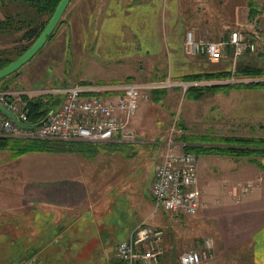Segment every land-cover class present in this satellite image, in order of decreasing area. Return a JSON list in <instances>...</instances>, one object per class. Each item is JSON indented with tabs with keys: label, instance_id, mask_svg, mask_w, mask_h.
<instances>
[{
	"label": "crops",
	"instance_id": "obj_1",
	"mask_svg": "<svg viewBox=\"0 0 264 264\" xmlns=\"http://www.w3.org/2000/svg\"><path fill=\"white\" fill-rule=\"evenodd\" d=\"M262 3L263 0H71L52 39L1 84L29 91L34 97L45 94L42 90L53 85L118 80L112 78L118 63L128 66L152 54L156 58L157 52L138 48L141 43L155 46L156 37L162 38L157 44L168 51L173 80L187 74L233 70L231 54L220 60L188 56L187 32L193 31L197 38L219 40L240 29L256 39ZM217 62L232 66L212 65ZM237 62L264 63V46L260 43L258 52L248 53ZM192 98L193 105L205 101L209 112L222 109L231 122H254L264 128V86L217 90ZM136 116L134 122H138ZM204 157L205 163L202 158L198 160L203 189L199 211L188 214L163 210L152 220L163 229L160 264H179L180 255L192 248L202 252L204 264H264V155L255 156L254 161L248 156L216 153H206ZM154 176L155 169L153 179ZM86 190L82 179L66 177L50 184L23 185L16 198L22 206L33 201L34 205L45 203L54 209H68L79 204L77 198ZM150 196L154 201L151 191ZM54 238L51 240H57Z\"/></svg>",
	"mask_w": 264,
	"mask_h": 264
},
{
	"label": "rangeland",
	"instance_id": "obj_2",
	"mask_svg": "<svg viewBox=\"0 0 264 264\" xmlns=\"http://www.w3.org/2000/svg\"><path fill=\"white\" fill-rule=\"evenodd\" d=\"M158 39L162 38L154 39L155 46H138L140 50L157 52L156 58L152 54L128 66L118 63L112 78L130 77L141 82L172 79L168 51L162 50ZM212 65L232 66L218 62ZM237 65L238 62L234 66ZM252 79L234 78L230 82ZM1 82L0 87L4 88ZM174 87L159 85L150 90V99L136 116L138 122L132 120L130 129L134 136L121 144L80 141L25 153L0 150V264H107L118 242L128 238L136 225L142 221L157 225L152 220L163 209L151 199L152 176L170 140L177 149H184L183 135L189 141L193 137L222 135L264 136V128L254 122H231L222 109L209 112L205 101L193 105L192 95L186 93L184 86ZM48 96L52 100L62 98L56 93ZM209 99L217 100V96ZM54 105L58 107L59 102ZM196 153L198 160L202 158L205 163L206 153ZM66 177L82 179L87 187L73 208L54 209L45 203L34 205L33 201L22 206L16 198L23 185L50 184ZM234 186L237 191L236 181ZM54 237L57 240L52 241Z\"/></svg>",
	"mask_w": 264,
	"mask_h": 264
},
{
	"label": "built area",
	"instance_id": "obj_3",
	"mask_svg": "<svg viewBox=\"0 0 264 264\" xmlns=\"http://www.w3.org/2000/svg\"><path fill=\"white\" fill-rule=\"evenodd\" d=\"M260 43L264 46V1L260 9L256 39L248 37L240 29L232 30L228 37L219 40L197 38L193 31H188L185 53L191 57L200 56L211 60H220L231 54L235 65L238 59L246 54L258 52ZM232 79L234 78L220 82L226 83ZM214 82L216 81L112 80L50 86L42 91L45 94H63V101L50 111L48 120L33 128L25 125L37 123L29 117L27 100V97H30L29 91L3 88L0 89V101L16 114L19 122L0 110V135L62 141L123 142L134 136L130 129L132 120L138 113L140 105L150 99L151 89H156L159 85L184 86L187 89L191 85ZM176 145L174 141H169L156 166L151 188L153 200L157 207L166 211L196 214L202 205L203 195L199 181L198 155L194 151L177 149ZM162 237V228L142 221L128 238L118 242L114 257L126 264H160L164 254ZM202 262V252L195 248L180 255L179 264Z\"/></svg>",
	"mask_w": 264,
	"mask_h": 264
},
{
	"label": "trees",
	"instance_id": "obj_4",
	"mask_svg": "<svg viewBox=\"0 0 264 264\" xmlns=\"http://www.w3.org/2000/svg\"><path fill=\"white\" fill-rule=\"evenodd\" d=\"M60 1L61 0H0V69L17 59L34 43L44 30ZM56 29L49 36L48 40L52 39L55 35ZM18 71L19 69L2 78L0 82L10 76H14ZM263 76L264 66L238 64L233 70L187 74L182 76L181 80L190 82L216 81L212 84L191 85L186 89L187 94L192 95L194 98H200L211 91H228L233 88L264 86V80H255ZM231 78H253V80L247 82H220ZM124 80L130 81L132 79L127 77ZM120 81L123 80H113V82ZM4 88H8V86L5 85ZM47 95L49 94L27 97L29 117L32 121L40 122L54 107H56L54 105L55 102H59V105L62 103L63 98L52 100L49 96L47 97ZM182 138L183 141L187 142L184 146L185 150L194 152L199 150L205 153L231 155L234 157L248 156L252 161L255 160V156L264 155V136H212L206 139L203 137H193L191 141L188 140L189 137L187 135H183ZM62 142L80 141L21 138L0 135V150H11L14 153H25L37 149L50 150L54 149L59 144L61 145ZM194 142H199L200 144H192ZM106 144L116 145L121 143L110 141L106 142ZM109 262L126 264L123 261H117L114 256L111 257Z\"/></svg>",
	"mask_w": 264,
	"mask_h": 264
},
{
	"label": "water",
	"instance_id": "obj_5",
	"mask_svg": "<svg viewBox=\"0 0 264 264\" xmlns=\"http://www.w3.org/2000/svg\"><path fill=\"white\" fill-rule=\"evenodd\" d=\"M71 2V0H61L53 13L52 17L48 21L47 25L45 26L42 33L39 35V37L34 41V43L17 59L12 61L7 66L0 69V80L16 70L20 69L25 63H27L47 42L49 36L55 31L57 28L68 4ZM0 110L5 113L6 115L12 117L15 121L19 122L18 117L16 114H14L10 109H8L1 101H0ZM50 115L49 114L40 122L34 123V124H25L28 127H36L46 120H48Z\"/></svg>",
	"mask_w": 264,
	"mask_h": 264
}]
</instances>
